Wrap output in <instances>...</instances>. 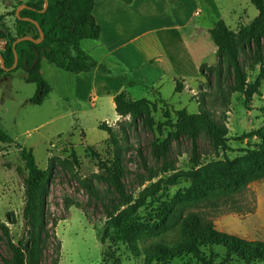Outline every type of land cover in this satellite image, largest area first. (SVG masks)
Returning a JSON list of instances; mask_svg holds the SVG:
<instances>
[{"label":"rangeland","instance_id":"1","mask_svg":"<svg viewBox=\"0 0 264 264\" xmlns=\"http://www.w3.org/2000/svg\"><path fill=\"white\" fill-rule=\"evenodd\" d=\"M154 2V6L150 3L152 8L146 19L135 22L134 14L122 15L123 19L133 20L131 29L121 26L124 36L151 28L147 38L156 44V50L141 46L131 53L133 66L108 57L104 63L116 73L76 75L43 60V75L53 89L41 105L31 102L37 85L25 80L23 69L0 75L1 124L15 141L0 142V221L9 225L15 242L26 233L23 210L28 171L19 145L34 150L41 168H47L55 156L67 158L76 153L80 161L75 176L59 171L51 185L47 207L51 218L57 217L59 223L55 229L57 239L51 237L42 264H54L57 258L59 264H145L146 257L158 245L175 248L182 238L179 225L161 234L151 232V226L161 209L192 185L189 173L213 161L242 157L245 149L254 148L257 143L256 137L249 139L245 135L264 124V32L258 31L262 33L261 54H239L247 81L258 84L249 101L243 92L226 91L228 102H224L214 82L210 87L200 71L201 65H216L219 60L218 48L211 35L206 34L207 28L223 19L239 37L258 17L252 0ZM21 6L15 0H0V27H9L13 33L15 17L11 13ZM201 26L204 30L198 34L196 28ZM197 37L198 49L191 44ZM99 43L85 39L81 46L102 61L104 48ZM4 49L5 43H0V51ZM155 53L160 57L151 59ZM177 84L183 86L182 91H176ZM123 90L131 99L145 101L149 106L155 121L152 127L140 122L132 128L128 126L131 114L116 111L114 96ZM204 93L206 100L202 102ZM201 107L227 126L225 146L217 147L205 132L198 135L196 149L188 137L171 138L179 111L196 113ZM166 113L172 124L166 123ZM125 126L127 135L123 133ZM111 132L118 141L112 140ZM118 157L124 168L123 196L105 181L109 175L106 167ZM84 178L92 179L98 198L80 185L79 179ZM262 183L264 179L253 181L227 197L190 205L184 216L199 213L213 220L219 231L248 240H264V207L258 212ZM117 217L119 223L114 221ZM138 233V251H134L131 239ZM215 252L219 254L215 264H220L225 250L218 247ZM0 254L10 257L1 231ZM171 264L200 261L185 255ZM232 264L245 263L234 259Z\"/></svg>","mask_w":264,"mask_h":264},{"label":"trees","instance_id":"2","mask_svg":"<svg viewBox=\"0 0 264 264\" xmlns=\"http://www.w3.org/2000/svg\"><path fill=\"white\" fill-rule=\"evenodd\" d=\"M18 5H25L17 15V10L11 14L15 17L14 32L9 27H0V43H5V49L0 51L5 60V67L0 61V75L8 74L19 69L26 72L25 80L35 83L37 90L31 102L41 105L52 91L51 83L44 77L42 61L56 65L58 68L72 74L90 73L100 70L107 74L116 73L106 63L98 61L86 52L81 43L85 39L100 40L103 28L94 15L96 0H15ZM125 5H131L136 0H120ZM259 14L254 23L244 29L236 37L225 20L220 19L209 30L213 42L218 48V63L216 65L203 64L201 73L208 79L210 87L213 82L224 102H228L226 91H240L247 100L252 99L258 90V84L249 83L242 63L239 60L240 52H254L261 54L262 33L264 32V0H252ZM10 14V13H8ZM5 15L1 16V19ZM31 18L37 21L44 31V39L36 43L23 40L16 44L19 61L16 68H9L15 63L14 43L22 37L31 36L40 39V31L35 23L26 20ZM36 59H38L37 62ZM122 64V63H121ZM127 69H125L126 71ZM127 72V71H126ZM214 80V81H213ZM135 83L136 80H132ZM130 82V83H131ZM183 86L177 84L176 91H182ZM205 93L202 102H205ZM116 111L120 114H131L132 120L128 126L137 128L140 122L152 127L155 124L149 106L145 101L131 99L125 90L115 94ZM166 123L172 124L169 113H166ZM0 116V142L14 143V139L2 127ZM176 130L171 138L179 139L182 136L190 138L196 149L197 137L205 132L212 138L217 147L225 146L228 141V128L216 120L212 114L201 107L196 113L181 109L178 120L174 125ZM160 128V126H159ZM128 128L123 127L124 135ZM113 141H118L111 132ZM246 138H257L254 148L245 149V155L236 159L210 162L189 173L192 185L186 192L180 193L172 204H167L157 214V221L151 226L153 233H164L179 225L182 238L175 248L158 245L152 254L146 257L145 264H171L172 260L190 255L200 261V264H215L219 256L215 248H223L225 256L220 264H232L239 260L245 264L264 263V240H248L236 235L219 231L213 220L199 213L189 212L184 216V210L190 205H197L202 201L223 198L239 192L253 181L264 179V124L251 131ZM20 147V154L25 163L28 175L25 177V207L23 210L26 221V233L15 242L7 223L0 221V231L7 240L10 257L0 254V264H42L44 250L51 242V237L57 239V217L51 218L47 207V198L51 185L59 171L75 176V168L80 161L76 153L71 157H52L47 168L39 167L34 150L26 146ZM109 175L105 178L108 185L114 187L119 194L125 195L122 176L124 168L121 158L118 157L110 166L106 167ZM98 177V175H97ZM80 185L90 196L98 198L99 191L91 178L79 179ZM15 222L14 218H11ZM120 222V217L114 219ZM140 233L131 239L134 251ZM60 243V242H59ZM60 244H57V250ZM54 264H59L58 258Z\"/></svg>","mask_w":264,"mask_h":264},{"label":"crops","instance_id":"3","mask_svg":"<svg viewBox=\"0 0 264 264\" xmlns=\"http://www.w3.org/2000/svg\"><path fill=\"white\" fill-rule=\"evenodd\" d=\"M159 0H136L131 5H125L120 0H96L94 7V15L97 22L102 26V38L98 40L100 45L104 48L102 61L106 62L108 57H114L122 64L133 66L134 59L131 53H134L141 46L149 47L150 49L156 50V44L153 40L148 39L147 36L151 34V28H146L135 32L132 35L124 36L122 34V27L129 30L133 20L130 18L123 19V13L134 14V21H141L140 19H146L148 11L151 5L154 6L155 2ZM151 3V5H150ZM152 8V7H151ZM203 27H197L196 31L200 34L203 31ZM210 28H207L206 34L209 35ZM113 33V34H112ZM209 33V34H208ZM112 34V35H111ZM201 36L199 35V38ZM199 38L192 40L191 44L198 49ZM201 40V39H200ZM160 53V52H158ZM161 54V53H160ZM169 56H172L168 54ZM160 57V55L153 54L150 56L151 59ZM100 70H94L93 72H99ZM104 73V72H103ZM102 74V73H101ZM106 74V73H104ZM103 75V74H102ZM264 207V183H262L260 190L258 191V212L260 213ZM259 240V239H250Z\"/></svg>","mask_w":264,"mask_h":264},{"label":"water","instance_id":"4","mask_svg":"<svg viewBox=\"0 0 264 264\" xmlns=\"http://www.w3.org/2000/svg\"><path fill=\"white\" fill-rule=\"evenodd\" d=\"M45 1H46V5H45V6L47 7L49 2H48V0H45ZM23 7H25V5H22L21 7H19V8L17 9V15L20 14V10H21ZM25 19H26V20H29V21H32L33 23H35V24L37 25V27H38V29H39V31H40V35H41V37H40V39H35L34 37H31V36H25V37L19 38V39L14 43L15 63H14V65L12 66V68H9L8 70H10V69H14V68H16L17 65H18L19 56H18V52H17V50H16V48H15V46H16V44H17L18 42L23 41V40H31V41H34V42H36V43H39V42H41V41L44 39L45 34H44V31L42 30V27L40 26V24H39L37 21H35V20L31 19V18H25ZM0 61H1V63H2V66L5 67V60H4V57H3V55H2L1 52H0ZM37 61H38V59H36L35 62H37Z\"/></svg>","mask_w":264,"mask_h":264}]
</instances>
